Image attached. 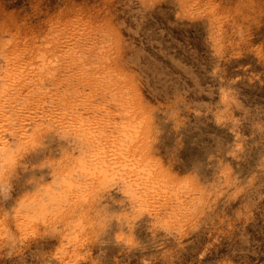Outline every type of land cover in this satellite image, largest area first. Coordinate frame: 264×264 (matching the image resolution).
Instances as JSON below:
<instances>
[{"label": "rangeland", "instance_id": "1", "mask_svg": "<svg viewBox=\"0 0 264 264\" xmlns=\"http://www.w3.org/2000/svg\"><path fill=\"white\" fill-rule=\"evenodd\" d=\"M68 19L102 30L77 40L61 33L60 49H50L51 25ZM0 83V144L17 145L11 160L20 169L6 207L22 183L34 184L35 195L49 169L70 162L73 148L44 115L45 101L78 98L58 124L88 117L102 154L112 156L121 119L112 98L127 86L145 109L141 143L164 173L145 193L150 205L172 200L176 182L229 188L165 233L133 215L119 189L100 187L93 164L50 218L29 214L27 192L10 210L0 205V264H264V0H0ZM97 90L102 102L80 107ZM179 195L177 208L196 203L191 192Z\"/></svg>", "mask_w": 264, "mask_h": 264}, {"label": "bare ground", "instance_id": "2", "mask_svg": "<svg viewBox=\"0 0 264 264\" xmlns=\"http://www.w3.org/2000/svg\"><path fill=\"white\" fill-rule=\"evenodd\" d=\"M88 23L86 20L80 22L78 19H68L63 22V26L51 25L49 31L52 34L50 49H60V44L56 41L57 35L61 33L77 40L84 33L91 31L100 33L102 30L98 25ZM15 45L19 46V43ZM30 45V43H26L21 48L25 49ZM58 72L59 68L57 67L55 71L48 73L45 78L51 77L53 79L54 74ZM70 74H68V77ZM127 87L129 88L128 92L120 90L112 98L115 101L116 108L119 109L116 116H121L116 124L117 135L115 138L119 141V153L112 156L102 154L103 144L99 132L94 131L97 125L94 123L96 126L94 128L88 117L73 116L71 119L61 122V125L58 124V119H62L71 110L72 114L77 110L79 104L75 100L78 98L68 99L66 96H51V99L45 101V104L50 107V112L44 115L49 116L47 119L57 127L55 129L58 130L60 137L73 148V151L70 154V162L64 169L48 170L50 181L45 189L39 192H51L59 188H63L66 192L70 191L85 179L89 167L94 164L98 168L99 186L102 188L111 186L119 189L123 196L129 197L133 204L130 209L133 215H145L147 218L152 219L153 224L160 227L163 232L176 233L197 216L196 204L199 202H203L204 206L216 204L226 199L229 188L226 184L200 179L194 180L190 187H188L189 185L185 187L181 182H176V186L174 184L169 186L172 200L159 207L150 205L151 203L145 197V193L153 188L155 178L164 175V173L160 166L154 167L152 165L151 154L148 148L141 143L143 122L146 119L145 109L138 102H134L135 96L131 88ZM0 89L5 90L7 87L0 83ZM40 89L41 87L36 90L41 92ZM103 94L97 90L87 97L88 99L84 96V99L79 100L81 102L80 107L88 110V104L91 106L99 104V102H102ZM77 97L79 96L77 95ZM85 101L86 105L84 104ZM191 137L194 141L195 138ZM126 145L133 149V156L123 155L122 147ZM16 148L17 145L14 142L0 144V181H2L0 183V196H3L5 200L7 199L8 187L7 181L3 177V170L6 162L13 157ZM160 177L162 178V176ZM185 192H191L196 199V203L186 209L177 208L175 205L177 197ZM60 250L61 248H58V251Z\"/></svg>", "mask_w": 264, "mask_h": 264}, {"label": "clouds", "instance_id": "3", "mask_svg": "<svg viewBox=\"0 0 264 264\" xmlns=\"http://www.w3.org/2000/svg\"><path fill=\"white\" fill-rule=\"evenodd\" d=\"M6 167H8L9 171L12 172V177L8 179L7 187H8V199L12 198V193L16 189V185L18 180L16 179V174L20 171L19 162L8 160ZM2 183V181H0ZM22 191L20 194L13 200V204L11 207L5 206V199L3 196H0V205L3 206L5 210H10L13 206H15L18 199L24 196L27 192V199L32 201V208L29 212L30 215L35 217H48L50 218L53 208L61 203L64 198L68 195L66 190L63 188L56 189L51 192H39L36 191L35 195H33L35 185L32 183H27L26 185L22 183L21 185Z\"/></svg>", "mask_w": 264, "mask_h": 264}]
</instances>
